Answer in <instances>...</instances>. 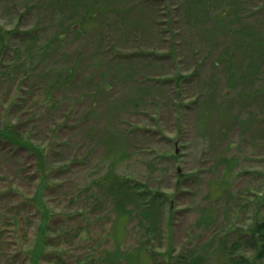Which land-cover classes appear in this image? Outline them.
I'll return each mask as SVG.
<instances>
[{"label":"rangeland","instance_id":"rangeland-1","mask_svg":"<svg viewBox=\"0 0 264 264\" xmlns=\"http://www.w3.org/2000/svg\"><path fill=\"white\" fill-rule=\"evenodd\" d=\"M213 2L196 17L186 0H0V127L43 148L47 168L0 140V264H103L134 249L141 264L191 252L221 264V241H245L264 194V93L250 99L264 57L246 71V34L264 36V0ZM112 167L166 196L154 238L95 189Z\"/></svg>","mask_w":264,"mask_h":264},{"label":"trees","instance_id":"trees-1","mask_svg":"<svg viewBox=\"0 0 264 264\" xmlns=\"http://www.w3.org/2000/svg\"><path fill=\"white\" fill-rule=\"evenodd\" d=\"M187 5L193 4L196 8L195 16L207 14L213 7V0H186ZM230 13V12H228ZM3 32V31H2ZM6 35L0 34L1 41L6 39ZM248 37L247 47L251 50L252 63L246 68L252 74H256L255 63L258 59L264 57V36L261 33L246 34ZM233 51H226L223 54L220 62L224 67L226 79L229 87L234 88V81L239 77L236 73V61ZM256 60V61H255ZM255 61V63H254ZM70 76V75H69ZM181 78L177 79V84ZM240 79V78H239ZM243 79V78H242ZM264 91L253 92L250 99L261 102L260 99ZM264 103V102H263ZM254 120L249 118V121H242L243 127L252 126ZM0 140L10 143L15 148L23 147L28 152L35 153L37 157L38 169L46 172V158L43 148L30 145L26 136L15 130L9 121H6L3 128L0 127ZM228 165V164H226ZM44 182L45 177H43ZM95 189L99 191L100 196L107 200L114 210L117 217H127L130 220H138V224L143 228L149 238H154L158 233L161 222L164 217V208L166 205V196L158 191L149 190L146 186L127 177L118 175L113 167L110 168L104 175L96 179L94 182ZM255 193L253 196H256ZM259 201L256 202L254 208V219L252 224L246 229L241 230L240 234L244 240L227 247L224 241H221L219 249L225 252L229 250L226 260L221 264H264V194L258 196ZM256 200V198H255ZM254 200V202H255ZM43 220V219H42ZM241 247L253 251V256H246L243 253L237 254V250ZM141 248V247H140ZM188 253L187 255H180L170 259L167 264H204L206 263V255ZM103 264H141V255L137 249L124 254L123 258H119L116 252L108 253L103 257Z\"/></svg>","mask_w":264,"mask_h":264}]
</instances>
